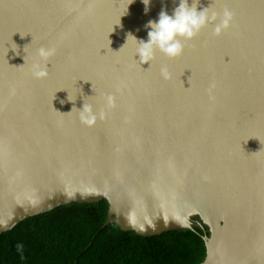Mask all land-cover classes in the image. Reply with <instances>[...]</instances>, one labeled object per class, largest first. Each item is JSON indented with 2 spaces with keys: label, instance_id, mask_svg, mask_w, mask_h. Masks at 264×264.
Returning <instances> with one entry per match:
<instances>
[{
  "label": "water",
  "instance_id": "1",
  "mask_svg": "<svg viewBox=\"0 0 264 264\" xmlns=\"http://www.w3.org/2000/svg\"><path fill=\"white\" fill-rule=\"evenodd\" d=\"M178 2L0 0V235L105 200L121 231L201 229L200 264H264V0H199L231 26L142 64L128 34Z\"/></svg>",
  "mask_w": 264,
  "mask_h": 264
},
{
  "label": "trees",
  "instance_id": "2",
  "mask_svg": "<svg viewBox=\"0 0 264 264\" xmlns=\"http://www.w3.org/2000/svg\"><path fill=\"white\" fill-rule=\"evenodd\" d=\"M107 211L100 200L24 219L0 235V264H200L204 259L199 228L144 237L104 225Z\"/></svg>",
  "mask_w": 264,
  "mask_h": 264
},
{
  "label": "clouds",
  "instance_id": "3",
  "mask_svg": "<svg viewBox=\"0 0 264 264\" xmlns=\"http://www.w3.org/2000/svg\"><path fill=\"white\" fill-rule=\"evenodd\" d=\"M133 0H131V3ZM145 5V13L149 11L151 0H142ZM199 0H179L177 6L172 10L171 14L166 9H161L158 18L149 20L145 25L148 29L147 40H137L131 33L134 41L137 42L138 47L136 56L142 64H149L155 58L156 51H160L169 59H175L183 54L185 42L195 38V36L204 28L213 25L214 35L219 36L222 32L231 26L234 13L229 9H224L221 16L216 11H209V8L198 10ZM126 14V13H125ZM127 43V42H126ZM125 43V44H126ZM55 50L51 48H40L39 56L47 60L54 55ZM162 75L168 78V71L166 68L161 69ZM46 68H41L39 65H34L33 75L37 78H44L47 76ZM111 102V97L108 98ZM80 121L83 124L92 126L97 120V114L92 105L83 104L79 109ZM103 114H101L102 118ZM17 249L21 250L22 245H17Z\"/></svg>",
  "mask_w": 264,
  "mask_h": 264
}]
</instances>
